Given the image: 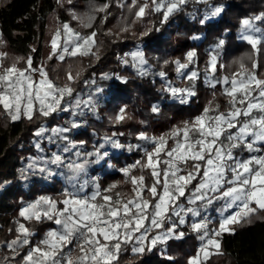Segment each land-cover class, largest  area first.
<instances>
[{"label":"snow or ice","instance_id":"obj_1","mask_svg":"<svg viewBox=\"0 0 264 264\" xmlns=\"http://www.w3.org/2000/svg\"><path fill=\"white\" fill-rule=\"evenodd\" d=\"M187 2L131 0L126 6L134 16L131 24L153 12L161 15L160 23L164 24ZM197 2L207 3L208 0ZM110 6L107 2L102 5L93 2L84 16L78 17L73 13V19H78L83 28L92 31L83 33L63 22L50 39L51 51L47 59L50 61L55 57L63 62L68 57L92 55L98 60V32L94 21L99 13H105L100 19L101 23L106 22ZM120 6L125 7L124 4ZM223 11V5L212 7L199 21L200 24ZM258 21L264 22V12L240 21L239 38L251 45L252 54L234 62L238 63L236 71L221 78L214 75L218 61L215 52L223 46L224 40H220L210 53L205 82L214 89L221 86V95L226 98L227 105L224 110L219 103L210 102L201 114L183 121L165 134L150 136L144 131L137 134L138 140L152 147L143 149L141 160L121 169L132 185L128 193L114 192L115 184L101 189L95 180L91 181L93 190L87 191L90 181L83 177L87 175L88 166L99 163L108 156V152L101 151L104 144L93 152L79 150L86 141H73L67 134L80 127V123L71 120L67 122L69 127L39 126L34 136L47 139L50 144L62 141L64 146L42 162L32 158L21 172L38 171L46 174L47 178L56 174L49 165L64 167L69 187L65 188L60 200L42 196L20 210L19 215L24 221L42 222L46 219L57 227L48 230L39 242L33 244L31 237L35 233L25 223L17 222V235L5 242L12 256L4 257V264L17 256L21 257L20 264H113L128 245H131L133 254H142L158 245H167L171 240L183 239L186 233L181 228L188 224L189 216L192 218L190 230L201 243L196 254L188 257L187 264H202L201 254L207 259L209 249L221 251L219 238L222 233L234 232L233 225L250 223L258 212L264 211V78L256 72L257 58L264 50L261 47L264 46V28L257 26ZM130 26L125 24L120 32L129 31ZM152 30L148 29L140 36H146ZM155 30L159 31L158 28ZM6 57L7 53L0 52V112L11 121H32L37 116L47 118L53 113L69 111L75 117L83 115L84 108L95 112V97L103 89L96 87L87 99H81L79 95L73 98L75 89L72 84L80 73H73L71 65L65 72V82L60 84L56 82L59 77L53 79L49 75L46 64L33 66L30 55L17 57L7 66L4 63ZM119 59L125 65L131 64L139 75L148 74V60L139 48ZM172 63L177 75L188 83L185 87H177L167 81L165 91L179 103L186 104L196 95L195 82L200 77L197 68H190L197 63V52L189 50L183 61L176 59ZM158 75L162 79L167 77L164 71ZM102 78L110 77L105 73ZM121 79L126 82V78ZM91 83L96 82L92 80ZM215 95L214 92V100ZM151 111L158 114L159 106L153 105ZM125 113L126 109L121 108L115 120L123 121ZM46 133L50 135L45 136ZM105 143H111L113 148L124 147L112 137H105ZM35 147L43 151L40 141H36ZM128 147L131 150L140 146ZM240 151L249 155L243 158ZM65 153H72L75 159H67ZM132 169H138L140 174H131ZM145 171L149 173L147 177ZM219 201L223 203L217 209L220 214L218 226L210 227L211 221L202 215L201 209L206 210ZM70 245L74 247L70 248ZM26 247V254L21 255ZM167 258L174 259L171 256Z\"/></svg>","mask_w":264,"mask_h":264},{"label":"trees","instance_id":"obj_2","mask_svg":"<svg viewBox=\"0 0 264 264\" xmlns=\"http://www.w3.org/2000/svg\"><path fill=\"white\" fill-rule=\"evenodd\" d=\"M93 2L96 5L106 2L111 5L106 22L101 23L100 19L105 13H99L94 21L98 32L96 47L99 48V59L88 55L68 57L63 62L54 57L49 61L50 39L63 22L70 23L83 33L92 31L83 28L78 19H73V13L78 17L84 16ZM130 3L131 0H71V3L68 0H0V52L7 53L4 59L6 66L17 57L27 58L30 55L33 66L44 63L53 79L59 77L57 83L65 82L69 65L73 73L79 72L78 80L72 84L75 89L73 98L90 92L92 87L103 89L102 103L97 105L95 112L85 113L86 123L73 133V137L75 141H86L88 147L103 143L105 137L119 139L124 147L110 155L116 169H106L102 164L94 167L93 172L101 173L99 183L102 189L115 184L117 188L113 189L114 192L125 193L131 191L132 185L121 169L144 156L140 147L131 150L127 147L128 144L134 146L141 142L137 139L139 132H147L150 136L165 134L183 121L201 114L210 102L219 103L221 110L226 108L221 86L217 85L214 89L205 82L211 47L224 40L216 71L219 75H230L238 69V63L234 62L252 54L251 45L239 38L240 21L264 12V0H208L207 3L188 0L164 24L160 23L161 15L154 12L131 24L134 16L126 6ZM220 5H223L224 11L219 16L200 24L199 21L212 7ZM256 23L264 28V22ZM125 24L131 25L129 31L120 32ZM157 28L159 31L155 30ZM148 29L153 30L141 37L140 33ZM261 47L264 49V46ZM33 48L35 51H32ZM137 48L144 52L148 60L147 75H139L131 64L125 65L119 59ZM192 49L197 52L195 68L200 77L195 82L196 95L188 103L181 104L165 91V87L167 81L180 87L187 85L188 82L177 75L172 61H183L185 54ZM257 59V75L264 78V50ZM165 61L169 63L165 64ZM161 71L167 73L166 79L158 75ZM105 73L110 78L103 79ZM121 78H126V82ZM92 80L96 83L92 84ZM153 105L159 106L158 114L151 111ZM121 108L126 109L125 119L117 122L115 117ZM68 115V112H57L47 118L37 116L32 121L23 119L13 122L0 112V183L6 182L0 191V242L4 246L6 241L17 235V222L25 223L35 233L31 237L32 243L41 240L48 230L56 226L46 219L42 222L24 221L19 213L26 202L36 200L41 194L62 199L65 190L63 179L55 177L47 183L46 179L35 177L25 181L20 172L29 156L35 154V130L44 124H61ZM248 155L245 151V158ZM131 174L139 175L140 172L132 169ZM144 175L147 177L149 173L145 171ZM189 221L181 228L186 233L183 239L171 240L162 248L157 246L142 254H133L131 245H128L113 264H187L188 257L196 254L200 243L197 235L190 230ZM214 225L218 226L217 217ZM234 229V232L223 233L221 251L209 254L202 264H264V211L258 212L250 223L234 225ZM27 250V247L23 249L21 255ZM169 256L174 259L169 260ZM16 260L20 263L21 257L17 256Z\"/></svg>","mask_w":264,"mask_h":264},{"label":"rangeland","instance_id":"obj_3","mask_svg":"<svg viewBox=\"0 0 264 264\" xmlns=\"http://www.w3.org/2000/svg\"><path fill=\"white\" fill-rule=\"evenodd\" d=\"M213 49H215V46H212V47H211V53L213 52ZM135 50H137V49H134L133 51H135ZM215 54H217V56H218V61H219V57H220V55H221V50H220V48H219V49H216ZM218 61H217V63H218ZM248 63H249V62H248ZM249 64H250V63H249ZM146 67H148V65H147ZM192 67H195V65H190V68H192ZM216 69H217V65H216ZM214 75H215L216 78H221V77H223V75H219V74H217V71H215ZM173 85H174V86H177V87H180V86L175 85V84H173ZM96 87H97V86H96ZM96 87H92V90H91L90 92H87L86 94L80 95V98H81V99H87L88 96H89L90 94H92L93 92H95ZM100 88H101V87H100ZM102 97H103V96H102L101 93H99V94L95 97L96 102H97V103H96V107H97L98 104H101V103H102V101H103V100H102ZM83 111H84V114H83V115H77V116H75V117L71 114V111H69V112H68L69 115H68V117H65L63 123H61V124H57V125H55V126L69 127L70 125H69L67 122H68V121H71V120H75V121H77L78 123H80V127L72 129L71 132H69V133L67 134V135L69 136L70 139H72L73 141H75V139H74V137H73V133H74L77 129H79V128H81V127H83V126L85 125V123H86V120H85V113L88 112V111H90V110L87 109V108H84ZM90 112H93V111H90ZM43 126H45V127H47V128L55 127V126H48V125H45V124H44ZM47 135H50V133H46V134H45V136H47ZM113 139L119 141V139H118L117 137H113ZM36 141H40V142H41V147H42L43 151H39V150L36 148L35 154L29 156V158H28V162L26 163V165H25L22 169H26V168H27V165L31 162L32 158H38V162H42L43 159H48V158H50L52 152H60V150H61L62 147L64 146V142H62V141H58L57 143L50 144V143H48L47 139H42L41 137H36L35 140H34V142L36 143ZM119 142H120V141H119ZM101 144H104V148L101 149V151H102V152H103V151H107V152H108V156L105 157L103 160H101L99 163H92V164H90V165L88 166V168H87V175H86L85 177H83V178H84V179H88V180L90 181V183H89V187H88V189H87V191H88L89 193L93 190V188H92V184H91V181H92V180H95V181L100 185V183H99V177L101 176V173H94V172H93L94 167H99L100 165L105 164V168H106V169H109V170H114V169H116V167L113 166L112 163H111V161H110V155H111L112 153H115L116 151H118V149H119V150L122 149V148H113V147L111 146V143H105V141H103V143H101ZM120 144H121V143H120ZM99 145H100V144H94L92 147H88V146L85 144V145H84L82 148H80L79 150L82 151V152H93V151L95 150V148L99 147ZM129 145H131V144H128V146H129ZM135 145H139L142 151H143V149H144L145 147H147V148H151V147H152L151 144H148V143H146L145 141H141L140 143H137V144H135ZM135 145H134V146H135ZM128 146H127V147H128ZM133 148H136V147H133ZM128 149H129V147H128ZM75 151H76V149H73V152H75ZM244 152H245V151H240V152H239V155H240L241 157H243V158H245V156H244ZM65 157H66L67 159H75V157L73 156L72 153H66ZM92 159H95V157H92ZM66 162H67V161H66ZM135 163H136V161H134V162L131 163V164H128V165L125 166L124 168L128 167L129 165H133V164H135ZM49 167H50V168L56 173L55 175H53V176H51V177H52V178H55V177H60V178H62L63 181H64V184H65L64 188H68L69 186H68V184L66 183V179H65V177H66V175H67V170H66L64 167H56L55 165H49ZM25 176H26L27 178H25ZM20 177H21L23 180H25V181H30L32 178H35V177H37V178H41V179H43V180L48 178V177L46 178V174H41V173H39L38 171L33 172V171H31V170H29V171H27V172H24V173L20 172ZM100 187H101V186H100ZM101 189H102V188H101ZM69 190H71V189H69ZM45 196H46V197H50V198H52L50 195H45ZM45 196H44V197H45ZM35 201H37V200L26 202V203L24 204V207H26V206H27L28 204H30V203H34ZM184 202L186 203V201H184ZM222 203H223L222 201L215 202L213 205L209 206L206 210L201 209V211H202V215H203L204 213H206V212H209V213H211L214 217H218L220 214H219V212L217 211V209H219V208L222 206ZM233 210H234V209H233ZM227 214H229V213H225V215H227ZM173 219H175V217H174ZM189 219H190V221H189V225H190V223L192 222V218H191V216H189ZM197 219H199V218H197ZM187 220H188V219H187ZM21 223H23V222H21ZM56 227H57V226H55V228H56ZM215 227H217V226H215ZM232 227H234V226H232ZM52 229H54V228H52ZM42 238H43V237H42ZM39 241H40V240H39ZM39 241H34L33 244H36V243L39 242ZM162 246H163V245H158V247H161V248H162ZM163 247H164V246H163ZM214 251H216V250H215V249H209V254H211V253L214 252ZM201 260H202V261L205 260V258L203 257L202 254H201ZM19 264H20V263H19Z\"/></svg>","mask_w":264,"mask_h":264},{"label":"built area","instance_id":"obj_4","mask_svg":"<svg viewBox=\"0 0 264 264\" xmlns=\"http://www.w3.org/2000/svg\"><path fill=\"white\" fill-rule=\"evenodd\" d=\"M64 155H66V153L64 154ZM53 181V178L52 177H48L47 179H46V182L47 183H50V182H52ZM6 185V182H2V183H0V191L4 188V186ZM42 196H45V195H43V194H41V195H39L38 197H37V199L36 200H38L40 197H42ZM46 197V196H45ZM203 216H207L208 218H209V220L211 221V223H210V227H215V225H214V220H215V218L216 217H214L211 213H209V212H206V213H204L203 214ZM187 219H189V217H187ZM222 235H223V233H222ZM222 235H221V237H222ZM221 237L219 238V239H221ZM201 243V242H200ZM200 243H199V246H200ZM198 246V247H199ZM70 248L71 247H74V245H70L69 246ZM9 257V258H11V256H12V253L2 244V242H0V264H4V257ZM17 258V257H16ZM16 258H15V260H11V259H9V261H8V264H19L18 262H17V260H16Z\"/></svg>","mask_w":264,"mask_h":264},{"label":"crops","instance_id":"obj_5","mask_svg":"<svg viewBox=\"0 0 264 264\" xmlns=\"http://www.w3.org/2000/svg\"><path fill=\"white\" fill-rule=\"evenodd\" d=\"M218 218V222H219V219H220V215L217 217ZM234 226V225H233Z\"/></svg>","mask_w":264,"mask_h":264}]
</instances>
